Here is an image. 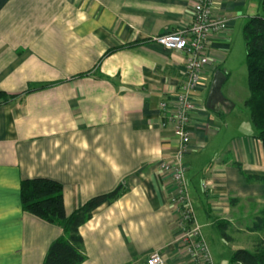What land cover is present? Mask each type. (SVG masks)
<instances>
[{"label": "crops", "instance_id": "1", "mask_svg": "<svg viewBox=\"0 0 264 264\" xmlns=\"http://www.w3.org/2000/svg\"><path fill=\"white\" fill-rule=\"evenodd\" d=\"M250 1L213 0L227 29L208 38L195 102L209 94L236 27L261 14ZM194 2L0 0V90L14 95L0 105V264H43L61 236L57 224L21 209L20 181L36 177L62 185L67 215L122 186L79 228L81 264H146L156 251L166 264H196L177 242L175 185L161 168L176 139L161 127L159 103L183 80L185 55L152 40L189 27ZM215 105L197 104L184 156L194 213L208 216L197 223L207 249L208 227L249 232L244 221L264 208V184L252 180L264 177L255 129L225 141Z\"/></svg>", "mask_w": 264, "mask_h": 264}, {"label": "trees", "instance_id": "2", "mask_svg": "<svg viewBox=\"0 0 264 264\" xmlns=\"http://www.w3.org/2000/svg\"><path fill=\"white\" fill-rule=\"evenodd\" d=\"M259 6L261 14L249 18L243 27L249 92L245 106L249 110L255 129L254 138L261 145L264 159V0H260ZM12 97L14 95L0 90V105L6 104ZM252 180L264 184V177H254ZM123 192L122 186H118L109 193L90 198L67 215L63 187L58 181L42 177L21 180L19 200L23 212L46 223H55L61 229V236L50 244L43 264H81L85 260V254L79 228L90 220L96 208L117 200ZM225 226L227 225L223 223L218 224L221 237L229 240ZM250 231L262 235L256 249L253 252L244 248L235 250L230 264H264V208L254 218Z\"/></svg>", "mask_w": 264, "mask_h": 264}, {"label": "built area", "instance_id": "3", "mask_svg": "<svg viewBox=\"0 0 264 264\" xmlns=\"http://www.w3.org/2000/svg\"><path fill=\"white\" fill-rule=\"evenodd\" d=\"M213 0H195L192 6V21L189 27L153 38V42L185 55L183 80L170 99L161 101L162 128L169 127L176 139V149L170 161L161 165L162 171L175 185L170 201L177 212V242L184 247L191 261L196 264H212L207 246L196 222L189 200L184 156L188 151L191 136L189 126L197 104L192 93L199 87L201 74L209 64L207 41L213 34L227 29L224 17L212 13ZM146 264H166L159 252H153Z\"/></svg>", "mask_w": 264, "mask_h": 264}, {"label": "rangeland", "instance_id": "4", "mask_svg": "<svg viewBox=\"0 0 264 264\" xmlns=\"http://www.w3.org/2000/svg\"><path fill=\"white\" fill-rule=\"evenodd\" d=\"M248 10H258L261 13L259 2L260 0H251ZM250 11V12H251ZM218 70L225 74V78L221 84L220 93L223 101L215 105V110L220 113L222 123L224 124L221 136H224L225 141H230L232 138L241 139L242 136H251L254 133V128L250 120L248 108L245 106V101L249 96L247 86V68L245 60V44L243 37V26L236 27L233 35L230 37V45L228 50H224L220 60L216 65ZM197 104L207 111L206 102L208 92L197 94ZM238 136V137H237ZM253 209V207L251 208ZM195 214V213H194ZM255 213L251 211L248 221H244V226L251 227L253 216ZM196 218V214H195ZM208 216L200 209L197 214L196 221L202 224ZM210 221L212 219L210 218ZM227 225L226 223H223ZM235 226V224H234ZM234 226H225V233L229 240H224L220 234V227L214 225L206 229L205 237L210 243L208 244V252L212 264H230V258L235 250L244 248L253 252L258 244L261 233L259 232H237ZM201 230L203 228L201 227ZM208 237V238H207ZM227 241V243H226Z\"/></svg>", "mask_w": 264, "mask_h": 264}, {"label": "water", "instance_id": "5", "mask_svg": "<svg viewBox=\"0 0 264 264\" xmlns=\"http://www.w3.org/2000/svg\"><path fill=\"white\" fill-rule=\"evenodd\" d=\"M225 78V74L220 70H216L210 85L208 98L206 101V108L213 109L216 103L223 101V97L220 93L222 81Z\"/></svg>", "mask_w": 264, "mask_h": 264}]
</instances>
